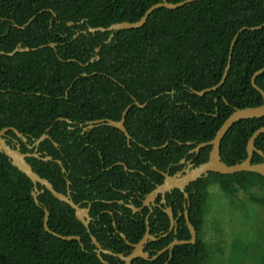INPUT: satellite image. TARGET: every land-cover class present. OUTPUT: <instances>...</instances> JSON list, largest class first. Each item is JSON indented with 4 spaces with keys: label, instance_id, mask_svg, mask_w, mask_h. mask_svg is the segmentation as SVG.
<instances>
[{
    "label": "trees",
    "instance_id": "1",
    "mask_svg": "<svg viewBox=\"0 0 264 264\" xmlns=\"http://www.w3.org/2000/svg\"><path fill=\"white\" fill-rule=\"evenodd\" d=\"M159 2L0 0V52L9 53L18 44L23 48L56 44L54 48L44 46L13 56L0 55V129L15 128L28 144L46 133L50 139L39 145L38 152L41 157L43 153L52 157L53 161L28 158L27 162L59 193H66L69 181L71 199L76 204L85 198L93 199L102 183L128 190L126 180L116 174L121 166L103 171L112 164L123 161L128 167L141 165L139 155H153L160 150L171 157L169 162H176L193 147L179 143L207 142L235 109L262 104L251 78L264 67V27L245 30L238 36L221 87L203 96L191 94L189 89L201 91L219 83L235 33L242 27L264 23V0H202L176 10L160 8L143 26L114 32L112 38L110 32L88 31V28L138 21L150 6ZM33 16L25 28H19ZM68 22L72 24L67 25ZM98 47L99 51L95 52ZM255 84L264 92V72L255 78ZM133 100L147 104L143 108L132 106L125 116L124 127L132 137L130 147L124 134L113 127H98L80 134L77 126L87 121H118ZM57 118L71 122L55 121ZM262 126L264 117L235 123L221 142V160L227 165L244 160L247 140ZM7 136L16 139L12 131ZM166 142L169 146L159 149ZM20 145L22 152H33L25 144L20 142ZM254 145L264 153V133ZM209 149L200 151V162L206 160ZM55 160L61 161L65 173ZM261 161L254 153L252 163ZM196 185L197 194L191 197L189 213L190 223L196 229L195 243L174 247L166 264L207 263L209 252L203 225L211 185H216L230 199L241 190L247 194L250 205L264 210V178L256 173H209ZM37 188L42 190L38 184ZM152 188L145 187L142 193ZM32 191L29 178L0 153V264H103L96 256L90 235L75 219L73 209L46 190L39 194L40 206H37ZM103 194V200L123 198L119 192H113L115 196ZM232 202L236 203L233 199ZM96 205L100 207L96 213L110 209L104 203ZM43 208L49 213L50 231L61 236H79L80 243L47 233L43 228ZM107 225L111 230L110 224ZM181 225L182 230L175 237L188 240L184 221ZM90 230L97 242L106 240L102 236L103 227L91 225ZM120 230L129 237L130 232L135 233L139 228L122 224ZM258 230L259 238L264 237V228ZM173 238L171 235L152 244L159 250ZM116 244L121 247L110 248L112 253H124V242ZM261 245L258 264H264ZM107 247L104 245L103 249ZM168 256L169 252H165L156 261L135 259L132 264H164ZM101 257L108 264L120 263L113 256L101 254Z\"/></svg>",
    "mask_w": 264,
    "mask_h": 264
},
{
    "label": "water",
    "instance_id": "2",
    "mask_svg": "<svg viewBox=\"0 0 264 264\" xmlns=\"http://www.w3.org/2000/svg\"><path fill=\"white\" fill-rule=\"evenodd\" d=\"M197 1H202V0H182V1L177 2V3H169L166 0H161V2L153 4L152 6H150L144 12L143 16L138 21H135L132 23L131 22L114 23V24H111L110 26H108L107 28H103V27L88 28V31L90 33H95L97 31H99V32H110L109 38H112L114 32L121 31V30L137 29V28L143 26L146 23L148 17L157 9L165 8L168 10H176L178 8L183 7L184 5H187V4L192 3V2H197ZM41 12H43V10H41L39 13H41ZM52 14H53V17H55V14L53 12H52ZM34 17L35 16L31 17L25 25H28L34 19ZM71 24H72V22L67 23V25H71ZM25 25H23L19 28L23 29ZM14 27H17V25L15 24ZM262 27H264V23L261 25L255 26V27H251V28H246V27L240 28L235 33V35L233 36V38L231 40L227 64H226V67L224 69V72L222 74V77H221L219 83H217L216 85L211 86L209 88L203 89L201 91H195V90H192L190 88L189 92L191 94L196 95V96H203L206 93L216 91L219 87H221L223 85V83L225 82L227 72H228L229 67H230L232 49H233L234 43H235L236 39L238 38V36L242 32H244L245 30L256 31V30L261 29ZM44 46L54 48L56 46V44L55 43H49L47 45H41L37 48H28V47L23 48L20 45H17L11 52L5 53V52L1 51L0 55L6 54L8 56H13L15 53H18V52L35 51V50L40 49ZM99 49H100V47H98L95 50V52H98ZM96 59H98V56L96 57ZM70 61H74V60H67V62H70ZM90 61L92 62L93 59H91ZM263 72H264V67L255 71L252 75V78H251V85L261 95L262 104L259 106H255V107H245L242 109H235L223 121V123L217 129L214 137L211 140H209L207 142L198 143L196 145V147L194 148V151L198 152L202 148L210 147V151H209L207 161L199 164L192 171L187 173L186 176H181L180 174L179 175L176 174L172 177L167 176L166 180L164 181V183L162 185L158 186L157 188H155L153 191H151L148 194L147 199H154L156 196H158V194H161L163 196L166 192H169V191L174 190V189L182 191L183 188L189 182L194 181L198 178L205 177L209 173H215V174H220V175H233V174H237V173H241V172H249V173H256V174H258L264 178V153L261 150H258L254 145L255 140L261 134L264 133V126L255 130L252 133V135L249 137V139L247 140L246 146H245L246 158L244 160L236 162L232 165H227L221 160V157H220L221 142H222L224 136L227 134V132L230 130V128L235 123H237L238 121H241V120L264 117V92L255 84V78ZM75 80H76V78H75ZM146 104L147 103L140 104L137 101L133 100V103L127 105V107L123 110V112L121 114V118L118 121H114L111 119H98V120L88 121V122L84 123V125H79V127L85 126L84 131H87V132H89L95 128L103 127V126L113 127L115 129H118L119 131H121L124 134V136L126 137V139H130V136L128 135V133L124 127L125 116L132 106H137V107L143 108V107H145ZM55 121H66L67 123H70L69 120H66L64 118H57ZM48 130H49V128L47 129V131ZM8 131H12L16 137V139H13V144L12 143L9 144L7 142V132ZM47 139H50V137L46 133H44L38 139H35L32 144H28L26 137L22 133L18 132L15 128L4 127L2 129H0V153L5 155L8 158V160L10 161L11 165L13 167H15L18 171L23 173L32 182L33 191L31 193V195H32V198H33V200L37 206H40V203L37 199L39 194L43 193L44 190H46L58 201L69 205L70 208L73 209V211H74L75 219L78 222H80L84 227L87 228L89 221H90V218L88 215L89 209L88 208H82V207H80L79 204H75L72 201V199L70 198L69 191L65 194L57 192L53 188L52 184L48 180H46L45 178L40 177L32 169L31 165L27 162L28 158L41 159L42 161H53L52 157L46 155L45 153H43L44 156L41 157L42 154L38 152L39 145ZM20 142L25 144V147L28 150H33V152L32 153L22 152ZM187 144H189V143H187ZM53 145L55 147H57V144L54 142H53ZM254 153L258 154L261 157V159H262L261 162L252 163ZM55 162L61 167V171L63 173H65V168L63 167L61 161L55 160ZM118 164L119 163H117V165ZM37 184L42 187V190H39L37 188ZM67 185L69 186V182H67ZM185 196H187V195H185ZM43 212H44L43 228L47 233H49V234H51V235H53V236H55L61 240H66V241L75 240V241H78L80 243V237L79 236H74V235L61 236V235L56 234L55 232L50 231L48 226H47V221L49 218L48 210L46 208H43ZM167 214L170 217V219L172 220V215H171L170 209L167 210ZM186 221H187V227L189 230L190 238L188 240L174 239L166 247L159 250L153 256H150L148 252L143 251V246H144V244L147 243L148 240H153V241L157 240L156 238L151 236L148 233V231L141 238L139 243L137 245H134L135 250H133L128 255L115 254L109 250H104L103 248H101L100 244L97 242L95 237L90 236V238H91L92 244L94 246H96V250H95L96 256L103 264H108V262H106L102 259L101 254L116 257V258L120 259L123 262V264H132V261L135 259H143L145 261H154L159 256H161L164 252H166V251L170 252L176 246L194 244V242L196 240L195 230H194L193 226L188 222L187 216H186Z\"/></svg>",
    "mask_w": 264,
    "mask_h": 264
},
{
    "label": "flooded vegetation",
    "instance_id": "3",
    "mask_svg": "<svg viewBox=\"0 0 264 264\" xmlns=\"http://www.w3.org/2000/svg\"><path fill=\"white\" fill-rule=\"evenodd\" d=\"M8 29L9 26L6 27L5 32H7ZM79 125H84V123ZM79 125L77 127L81 129L80 134L88 133L87 131H84L85 126L79 127ZM131 140H132L131 136L130 139H126V144L128 146ZM7 141H10L13 144V139H11L8 136H7ZM197 144H195L194 142H185L182 144L179 143V145H185V146L193 145V147L189 148L176 162H172V161L169 162L168 160L171 157H169V155L166 154L167 152L162 153L160 150V151H156V153L153 155H143V156L139 155V160H141V165L137 164L134 167H128L125 164V162L118 161L112 164L111 166H109L108 168L103 169V171H105L112 167L121 166L122 167L121 171H118L116 174L118 176H122L121 178L126 180L124 184L126 187H128V190H124V191L120 190L119 188L116 187L117 185L115 186L112 183H108V182L102 183L99 184V186L96 185L98 186L97 187L98 190L94 193L93 199L89 200L85 198L81 202L77 203L80 205V207L89 209L88 215L90 221L88 227L87 228L85 227L86 233H88L90 236H93L90 230L91 225L96 227L97 226L103 227L105 232L104 234H102V236L106 238V240H102L101 242H98L101 248H103V246L105 245L108 246L107 250L111 251V249L114 250L116 248H120L121 245L116 246L117 245L116 243H118L119 241H123L124 245L126 246L125 247L126 249L125 251H123L124 253L121 254L128 255L133 250H135L134 245H137L141 240V238L148 231V233L151 236L157 239L155 241L148 240L147 243L144 244L143 246V251L148 252L150 256L155 255L159 250H161V249L156 250L154 247L155 244L152 243L157 242L160 239L168 238L171 235L174 237L171 241L177 239L175 236H177L179 231L182 230V225H181L182 221H184L186 229L189 233L186 216L188 218V222L190 223L189 213L192 210L191 197L197 194V189H198L196 182L198 180L206 179L209 174H207L205 177L198 178L194 181L189 182L183 188L182 191L174 189L169 192H166L163 196L161 194H158V196H156L154 199H147V196L155 188L162 185L166 180L167 176L172 177L176 174L177 175L180 174L181 176H186L187 173L192 171L199 164L207 161L210 149L207 153L206 160L200 162L201 160L200 151L204 148L200 149L198 152H195L194 148L196 147ZM165 146H169L168 142H166L163 146L159 147V149H162ZM153 149H157V148H153ZM117 163L119 164L117 165ZM69 186H70V182H69ZM69 186L67 185L66 193L68 191L70 193ZM148 186H152L153 188L151 189L150 192L143 194L142 190ZM100 187H104L102 192H99ZM110 189H112V192L109 191ZM176 191L178 193H176ZM103 192H105L106 195H112V196H115V194L119 192L123 195V198L103 200L104 198ZM113 192H115V194H113ZM86 196H88V193H86ZM70 198H71V193H70ZM97 203L107 204L110 207V209H101L96 213L95 210L100 208L97 205L95 206V204ZM114 205H116L117 207H115ZM168 209H170L172 220L167 214ZM162 214H164L165 217L161 216ZM106 215H108V217ZM107 223H109L110 226L112 227L111 230L107 225ZM122 224H126L127 226H138L139 231L137 230L135 233L130 232L129 233L130 236L128 237L126 233L120 230V226ZM193 228L196 233V229L194 226ZM139 233H141V235L138 238V240L132 242L133 238H135ZM189 238H190V234H189ZM94 248L95 251L96 246H94ZM170 258H171V251L169 252V256L167 260L164 262V264H166ZM119 262L120 263L117 264H123V262L120 259Z\"/></svg>",
    "mask_w": 264,
    "mask_h": 264
},
{
    "label": "rangeland",
    "instance_id": "4",
    "mask_svg": "<svg viewBox=\"0 0 264 264\" xmlns=\"http://www.w3.org/2000/svg\"><path fill=\"white\" fill-rule=\"evenodd\" d=\"M207 210L204 222V240L209 252L206 264H258L259 245L264 237V210L250 205L241 190L232 198L216 185L208 188ZM243 202V203H237Z\"/></svg>",
    "mask_w": 264,
    "mask_h": 264
}]
</instances>
